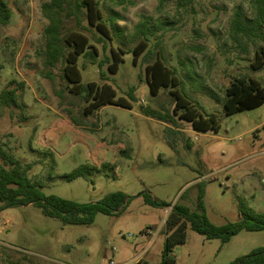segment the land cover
<instances>
[{
	"label": "rangeland",
	"instance_id": "rangeland-1",
	"mask_svg": "<svg viewBox=\"0 0 264 264\" xmlns=\"http://www.w3.org/2000/svg\"><path fill=\"white\" fill-rule=\"evenodd\" d=\"M4 1L12 16L0 25V92L16 88L18 103L0 104V144L46 195L96 203L123 192L133 199L121 212L98 213L92 224H65L33 204L0 211V264H159L175 206L205 214L216 226L238 222L243 206L264 217V104L234 115H227L223 105L236 78L254 79L264 88V68L252 69L264 46V29L255 38L233 28L237 12L246 22L255 18V0H99L106 18L121 17L117 25L125 36L122 42L108 41L106 52L99 45L95 63L80 58L82 83H108L132 108L108 105L90 116L84 114L83 96L69 90L62 66L46 64L49 22L42 5L51 0ZM146 21L148 49L137 65L134 54L127 53L117 74L104 66L108 79L102 80L98 64L111 57V47L131 51L146 40L136 35L138 24ZM148 52L150 63L161 58L176 70L183 99L205 115L218 116V132L195 131L176 117L174 130L182 133L176 149L170 147L168 124L142 112L145 107L172 114L176 106L174 88L151 95ZM132 87L135 100L128 94ZM81 165L94 169L86 177L65 178ZM142 193L169 207L147 204L138 197ZM263 246L264 231L242 230L223 243L187 222L186 240L172 254L177 264H231Z\"/></svg>",
	"mask_w": 264,
	"mask_h": 264
},
{
	"label": "trees",
	"instance_id": "trees-1",
	"mask_svg": "<svg viewBox=\"0 0 264 264\" xmlns=\"http://www.w3.org/2000/svg\"><path fill=\"white\" fill-rule=\"evenodd\" d=\"M186 1L189 2V0ZM254 4L256 16L253 20L246 22L241 12L235 14L233 28L236 34L261 38V31L264 29V0H255ZM42 13L49 22L44 31L46 64L51 68L62 66V76L68 83L69 90L83 96L87 103L84 114L90 116L108 105L131 109L130 102L123 97L117 98V92L110 84L99 85L96 82H90L84 85L79 69V60L82 57L93 63L98 60L99 45L106 52L108 41L114 43L118 39L122 42L125 31L117 25L121 17L114 15L106 18L99 0H51L42 5ZM11 16L12 11L7 2L0 0V25H7ZM148 24V21L141 22L136 27V35L145 37L146 40L141 41L131 51L111 47V57L98 64L102 80L108 79V75L103 71L104 66L108 64L109 73L117 74L127 53L134 54V64L137 65L139 57L148 49L147 39L151 32ZM144 61L149 62V52L145 55ZM263 68L264 46H260L252 63V69L258 71ZM145 73L153 97L159 96L163 89H176L172 91L176 98V106L172 114L142 107V112L146 116L168 124L166 138L172 149H176L178 134L182 133L178 129L174 130L178 128L176 117L190 123L198 132L220 130L216 114L205 115L193 103L181 97L178 93L180 82L176 70L167 67L161 58H157L153 63H147ZM135 91L134 87L129 90L128 94L132 100H135ZM17 103L16 88L0 92L1 105L12 107ZM263 104L264 88L254 79L236 78L227 88L223 100L227 115L255 109ZM74 123L79 126L75 121ZM0 159L3 160V163H0V203L2 204L0 211L18 205L33 204L41 208L46 216L60 219L65 224H92L98 213L112 215L121 212L133 199L123 192L109 194L96 203H78L57 195H46L32 183L22 162L8 153L1 144ZM107 167V163L101 165L102 169ZM93 169L94 167L81 165L65 178L72 181L78 177H86ZM141 196H144L146 203L151 206L169 207L165 202L154 199L149 193H142L138 197ZM200 205L203 208L202 198ZM187 222L192 223V228L197 233L208 239H221L223 243H228L242 230L264 231V217L254 214L245 206L241 209L238 222L224 226L214 225L205 214L198 215L191 213L187 207L175 206L169 214L166 248L159 264H177V259L172 252L176 245L185 242ZM138 264L149 263L139 262ZM231 264H264V246L238 257Z\"/></svg>",
	"mask_w": 264,
	"mask_h": 264
},
{
	"label": "built area",
	"instance_id": "built-area-1",
	"mask_svg": "<svg viewBox=\"0 0 264 264\" xmlns=\"http://www.w3.org/2000/svg\"><path fill=\"white\" fill-rule=\"evenodd\" d=\"M139 262H133V263H125V264H138ZM111 264H114V262H111Z\"/></svg>",
	"mask_w": 264,
	"mask_h": 264
},
{
	"label": "crops",
	"instance_id": "crops-1",
	"mask_svg": "<svg viewBox=\"0 0 264 264\" xmlns=\"http://www.w3.org/2000/svg\"><path fill=\"white\" fill-rule=\"evenodd\" d=\"M100 143L97 142V147H99ZM97 152V151H96Z\"/></svg>",
	"mask_w": 264,
	"mask_h": 264
}]
</instances>
